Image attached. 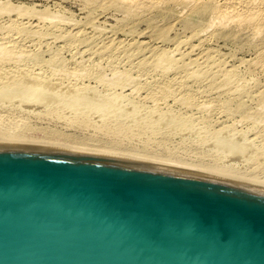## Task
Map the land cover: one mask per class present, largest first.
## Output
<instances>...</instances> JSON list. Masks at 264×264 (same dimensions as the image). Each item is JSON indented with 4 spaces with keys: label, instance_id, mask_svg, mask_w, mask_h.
Masks as SVG:
<instances>
[{
    "label": "rangeland",
    "instance_id": "1",
    "mask_svg": "<svg viewBox=\"0 0 264 264\" xmlns=\"http://www.w3.org/2000/svg\"><path fill=\"white\" fill-rule=\"evenodd\" d=\"M263 25L264 0H0V142L264 184Z\"/></svg>",
    "mask_w": 264,
    "mask_h": 264
},
{
    "label": "water",
    "instance_id": "2",
    "mask_svg": "<svg viewBox=\"0 0 264 264\" xmlns=\"http://www.w3.org/2000/svg\"><path fill=\"white\" fill-rule=\"evenodd\" d=\"M0 264H264V184L0 142Z\"/></svg>",
    "mask_w": 264,
    "mask_h": 264
},
{
    "label": "bare ground",
    "instance_id": "3",
    "mask_svg": "<svg viewBox=\"0 0 264 264\" xmlns=\"http://www.w3.org/2000/svg\"><path fill=\"white\" fill-rule=\"evenodd\" d=\"M225 1V0H224ZM224 3V2H223ZM236 5H238V4H236ZM240 6V5H239ZM260 6V5H259ZM237 8V7H236ZM256 8V7H255ZM244 9V8H243ZM258 9V8H257ZM236 11V10H235ZM257 15V14H256ZM262 18V17H261ZM261 22V21H260ZM264 26V25H263ZM261 29H263V28H261ZM152 93H154V92H152ZM153 95V94H152ZM96 103V102H95ZM105 106V105H104ZM102 107V106H101ZM190 107V106H189ZM188 107V108H189ZM197 107V106H196ZM190 109V108H189ZM0 138H1V136H0ZM32 143V142H31ZM235 144V143H234ZM241 145V144H240ZM242 148V147H241ZM236 150V149H235ZM239 154V153H238ZM124 156H126V155H124ZM224 172V171H223ZM214 173H217V174H219V172H217V171H214ZM226 173V172H225ZM221 174V173H220ZM224 175V174H223ZM238 177V176H237ZM261 182V181H260Z\"/></svg>",
    "mask_w": 264,
    "mask_h": 264
}]
</instances>
